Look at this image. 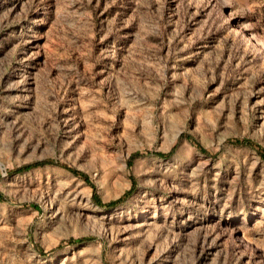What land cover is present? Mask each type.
<instances>
[{"label":"rangeland","instance_id":"1","mask_svg":"<svg viewBox=\"0 0 264 264\" xmlns=\"http://www.w3.org/2000/svg\"><path fill=\"white\" fill-rule=\"evenodd\" d=\"M255 146L264 0H0V264H264Z\"/></svg>","mask_w":264,"mask_h":264},{"label":"trees","instance_id":"2","mask_svg":"<svg viewBox=\"0 0 264 264\" xmlns=\"http://www.w3.org/2000/svg\"><path fill=\"white\" fill-rule=\"evenodd\" d=\"M232 142H233L234 144H239V145H249V146H252V144H250V142H248L247 140H244V139H237V138H235V139L232 140ZM255 147H256V151H257V153H258L260 159L264 160V151L261 150L260 148H258L257 146H255ZM173 148H174V145H172V146L169 148V150L166 151V152H159V151H157V152H155L154 154H155L156 156H158V157H167L168 155H170V153H171V151L173 150ZM198 149H199L201 152H206L205 149H203V148L200 147V146H198ZM142 154H144V153L139 152V151H135V152L131 153L130 156H129V158H128V162H127V163H129V162L131 161V159H133L134 157L139 156V155H142ZM49 162H50V161H48V160H42V161H38V162H34V163H30V164H25V165H23V166L16 167V168L10 170L9 173L12 174V173L24 172V171H27V170H29L30 168L34 167V166L43 165V164H45V163H49ZM59 165L62 166V167H67V166H65L64 164H59ZM68 169H69L72 173H74L75 175L79 176L82 180H84L85 182L88 183L87 176H86L83 172H79V171H77V170H75V169H73V168H68ZM131 185H133V184H132V179H131ZM1 199H2V196L0 195V200H1ZM92 200H93L96 204H99V200H98V198H97L96 195L92 194ZM120 200H121L120 197H119V198H116V199H113V200H109L108 202H106V203L104 204V206H105L106 208H111V207L115 206L117 203H119ZM79 241H80V240H79Z\"/></svg>","mask_w":264,"mask_h":264}]
</instances>
